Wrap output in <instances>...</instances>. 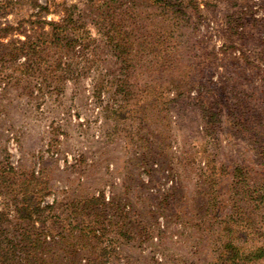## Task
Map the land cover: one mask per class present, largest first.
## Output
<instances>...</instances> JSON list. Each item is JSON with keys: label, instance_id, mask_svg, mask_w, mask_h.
Listing matches in <instances>:
<instances>
[{"label": "rangeland", "instance_id": "rangeland-1", "mask_svg": "<svg viewBox=\"0 0 264 264\" xmlns=\"http://www.w3.org/2000/svg\"><path fill=\"white\" fill-rule=\"evenodd\" d=\"M0 237V264H264V0H0Z\"/></svg>", "mask_w": 264, "mask_h": 264}, {"label": "trees", "instance_id": "trees-1", "mask_svg": "<svg viewBox=\"0 0 264 264\" xmlns=\"http://www.w3.org/2000/svg\"><path fill=\"white\" fill-rule=\"evenodd\" d=\"M65 28L74 29L75 30V25L73 24V19L71 17H64L62 19V21H60V22H56V23L53 22V24H51V29H53V30H52V32L49 33L50 37H58L62 33V30L65 29ZM60 40H61V42L62 41H67V43H69L70 46H72V45H74L77 42V40L79 41V38L77 40H74V41H71V40H69L67 38H64L63 40L60 38ZM54 47H57V45H54ZM33 50L34 49H32V52H34ZM2 238L0 237V258H4V259L7 260L9 255L4 253V252L5 251H8V252L12 251V249H14L16 251V248H15L16 246H14L16 243H15V240L13 241L12 239L11 240L9 239L7 241L8 248L10 246L12 249H9V250L5 249L6 247L4 245V241H6V240H4ZM35 247L36 246H34L33 249H28L27 250L28 252L26 254L25 259L24 258H20L19 256H14V258H16V261H15V259H13V261H9V263L5 262V263L6 264H21L22 261H25L28 264H37L38 260H37V257L35 256V252H37V248H35Z\"/></svg>", "mask_w": 264, "mask_h": 264}]
</instances>
